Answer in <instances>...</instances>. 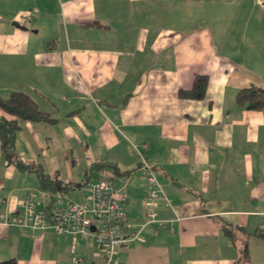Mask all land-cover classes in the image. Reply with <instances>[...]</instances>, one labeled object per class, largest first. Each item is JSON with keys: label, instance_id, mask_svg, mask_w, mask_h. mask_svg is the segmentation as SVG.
<instances>
[{"label": "crops", "instance_id": "1", "mask_svg": "<svg viewBox=\"0 0 264 264\" xmlns=\"http://www.w3.org/2000/svg\"><path fill=\"white\" fill-rule=\"evenodd\" d=\"M56 3L0 0V97L23 92L55 119L19 121L14 150L63 182L79 183L92 163L114 166L123 215L139 234L106 262L87 234L0 219V260L235 264L243 244L242 263L264 264L263 241L252 235L264 230V106L234 102L239 88L264 90V8L255 0ZM25 8L31 15L19 22ZM196 75L207 77L203 97L180 96ZM143 161L163 196L153 205ZM26 198L35 209L48 203L36 175L0 153V216L22 222ZM259 244L262 262L251 249Z\"/></svg>", "mask_w": 264, "mask_h": 264}, {"label": "built area", "instance_id": "2", "mask_svg": "<svg viewBox=\"0 0 264 264\" xmlns=\"http://www.w3.org/2000/svg\"><path fill=\"white\" fill-rule=\"evenodd\" d=\"M264 8V0H255ZM140 171L150 190L147 205L155 204V199L163 197L149 165L143 161ZM127 198L121 188L115 187L113 178L99 179L87 187L84 199L76 202L57 196L51 203L48 217L42 208L35 209L31 198L23 201V220L15 216H0L5 223L30 226L40 230L51 228L56 235L84 233L94 239L95 244L108 262L118 244L136 240L139 230L132 227L123 215L122 209ZM153 214L148 213L152 218ZM93 227V229H91ZM77 261H79L77 259Z\"/></svg>", "mask_w": 264, "mask_h": 264}, {"label": "trees", "instance_id": "3", "mask_svg": "<svg viewBox=\"0 0 264 264\" xmlns=\"http://www.w3.org/2000/svg\"><path fill=\"white\" fill-rule=\"evenodd\" d=\"M206 83L207 77L205 75H196L190 89L185 92H179V95L191 99H201L205 92ZM234 102L238 107H244L249 110H260L264 106V90L253 85L239 88L234 95ZM0 110L6 116L10 117L5 118L0 116V153L7 163L12 164L18 171H29L36 175L40 190L48 197V203L42 208L46 217L49 215L51 203L57 196L66 197L64 194L68 191L82 186H88L90 183L87 184L86 179L93 170L98 169L109 172L111 176L108 175V178H113L112 176L116 174V168L111 164L92 163L88 171L85 172L84 178L79 183L63 182L57 178H50L38 163H27L17 156L14 150V139L16 132L20 129L19 121L53 124L55 119L48 113L38 109L32 98L20 91H11L7 97H0ZM230 231L227 228L223 229V233L232 241L233 236ZM252 235L261 238L264 245V230H259V232L254 231ZM91 239L95 244L94 239L92 237ZM95 246L98 247L96 244ZM240 254L241 256L235 264H253L248 262L242 263L240 261L243 260L245 262L244 260H246L245 245L242 246ZM0 264H16V261L14 258H8L0 260Z\"/></svg>", "mask_w": 264, "mask_h": 264}, {"label": "rangeland", "instance_id": "4", "mask_svg": "<svg viewBox=\"0 0 264 264\" xmlns=\"http://www.w3.org/2000/svg\"><path fill=\"white\" fill-rule=\"evenodd\" d=\"M29 1V0H28ZM49 2H52L53 3V6L55 7V9H59V4L56 3V0H49ZM29 8V7H28ZM28 8H25L24 10L21 11L20 13V16L19 15H16L17 16V19L19 22H21V20H23V12H26L27 11V16H30V12L28 11ZM3 15H6V14H3ZM30 19V17H28V20ZM72 162H70L71 164ZM76 173L77 171H74L72 169L71 171V178H76ZM73 176V177H72ZM69 177L66 176V179H68ZM81 180H82V176L80 177ZM99 178H103V179H109L108 178V174L107 173H104L102 174V172L100 171H97V172H92L91 175L88 176V181H87V184L88 183H94L96 182ZM76 180V179H74ZM87 186V185H86ZM86 186H82L80 187V189H73V190H70L68 191L65 196L69 199H71L72 201H76V202H79L81 201V199L79 198L81 195L80 191H82L83 189L85 190ZM83 190V191H84ZM258 243V242H257ZM258 245V244H257ZM241 246V245H240ZM243 246V244H242ZM252 251H253V255L255 256L254 260L258 261V262H262V257H261V252L263 251V248L261 247V244H259V247H254V248H251Z\"/></svg>", "mask_w": 264, "mask_h": 264}, {"label": "water", "instance_id": "5", "mask_svg": "<svg viewBox=\"0 0 264 264\" xmlns=\"http://www.w3.org/2000/svg\"><path fill=\"white\" fill-rule=\"evenodd\" d=\"M12 24L15 25V26H18V24L15 23V22H12ZM20 28H24V27H20ZM91 229H93V227H91Z\"/></svg>", "mask_w": 264, "mask_h": 264}]
</instances>
